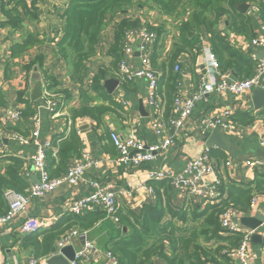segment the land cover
Instances as JSON below:
<instances>
[{
	"label": "crops",
	"instance_id": "obj_1",
	"mask_svg": "<svg viewBox=\"0 0 264 264\" xmlns=\"http://www.w3.org/2000/svg\"><path fill=\"white\" fill-rule=\"evenodd\" d=\"M70 1L0 0V97H3L7 102L5 108L0 107V166H4L7 163V158L16 157L22 159L24 161L23 177H25L29 188L32 184H35L32 182V177L35 174L37 179L40 180V174L31 170L29 158L35 152L36 146L39 144L44 146L47 143L49 146L47 150L54 155L57 152L58 141L62 138L66 139L71 124H73L80 138L81 152L80 157L74 159L70 166L74 163H89L82 182L77 186L61 184L42 197L31 196L26 216L47 219L50 225L53 226L59 219L69 213V206L73 202L90 196L95 191L96 185L112 188L118 195L116 198V214H119V221L115 223L111 218L105 217L101 223L89 231L80 232L74 229L73 231H77L78 236L72 237L71 245H69L77 253L83 247L82 242L86 239L95 243L93 244L100 252V256H105V247L109 243L129 233V222L132 220L130 212L139 214L145 205H161L166 210H169L167 215L171 214L172 211L180 213L185 210L188 204L183 190L181 188H173L171 192L155 198L154 194L151 193L153 192L151 190V181L153 180L149 178V174L151 172L164 171L171 172L173 177L184 175V177L188 178L194 175L195 171L186 173V168L206 148L205 140L207 139L197 128V125L216 109L228 107L232 111L230 117L232 126L228 130L221 131V133L231 142L235 156L230 157L229 154L219 148H211L210 161L213 165V174L206 175L203 181L200 182L208 188L207 199L194 196L193 198H197L201 202L200 208L202 209L206 205L205 203L216 204L220 201V189L223 184L227 182L243 184L251 182L255 171L242 168L240 164L244 163L246 159L264 162V148H261L259 144V135L264 134V108L254 110L251 103L252 91L243 92L239 95L213 92L195 102L192 112L183 121L181 128L170 130L173 135L172 143L160 152L154 160L138 167L119 163L116 150L112 142L106 140L105 134L117 132L120 135H124L127 133V125L132 124L135 127L136 136L143 140L147 146H150L156 142L152 126L158 120V116L154 114L146 100L147 80L144 77H138L132 82L119 83L112 94L122 97L127 102L126 107L121 106L120 115L113 113L105 116L99 127H96L95 123L87 118H78L74 122L71 121L69 116L70 109L80 106V100L77 96L78 90L69 80L64 61L54 53V42L60 38L62 16L67 10ZM244 4H247L249 9L242 14L247 18H251L252 24L247 29L255 37L262 32L264 27V17L259 12V5L264 4V0H254ZM7 11H11L9 15H12L17 20V26L13 27V25L8 24L10 19L5 13ZM148 11L132 10L131 15L140 16L141 20L147 23L142 17ZM158 16L161 17V25L165 27V35L160 40L166 48L164 51H169L173 43H175V38L177 39V30L175 28L177 22L159 14ZM228 23V16L221 19L217 29L219 35L234 50L248 57L256 68L258 60H261L263 56L260 48L250 45L249 40L251 38L231 31ZM112 32V25L109 24L103 32L97 57L92 62L93 70L97 66H109L111 58L108 52L112 44ZM198 36L197 49L194 48L192 53L183 54L179 60L182 77L180 85L176 89L182 97H187L198 89L204 74L200 48L201 46L210 48V43L207 39V34L201 35L199 33ZM27 42H30V46L26 53L20 57L11 58V48L17 45H24ZM127 43L131 49V55L127 56L126 59L128 66L134 69H141L143 67L142 59L144 54H141L138 37L132 36L127 40ZM196 51H199V53L195 54V59H192ZM40 55L43 57L42 72L37 70V68L31 69L29 72L24 71V65ZM253 58H256V60H253ZM150 60L151 55L148 58V64L151 66ZM155 71L160 79L161 72L157 68ZM43 73L50 79L46 80ZM225 74H227L226 79L230 83L238 80L230 72H225ZM34 76L37 79H34ZM51 80H54L56 85L51 86L48 90L47 86ZM36 85L41 87V100L31 102L30 95ZM158 85L157 96L165 108L163 87L158 92ZM261 87L264 89V78ZM23 90L26 91L34 112L38 106L41 107L40 109L38 108L41 124L38 130L39 134L35 140L32 138L28 139L33 130L30 116H20L15 123H9L7 118V112L20 110L22 113L24 105L17 102V93ZM63 90L68 91L69 97H65L62 93ZM44 93L49 95L48 100L56 103L59 111L57 115H51L48 107L43 104ZM89 95L92 98L95 97L93 93H89ZM93 104H99V100H96ZM237 114H244L245 117L248 116L253 119L249 123L236 122L234 118ZM7 127L17 130V133L6 132L5 128ZM11 134H16L27 140L26 142H19L17 139L10 137ZM260 149L263 154H258ZM54 158L55 156H52L50 160ZM50 160H48L46 154L47 166ZM54 170L55 167L52 165L47 172L49 175H55L56 172ZM248 172H251L250 176ZM214 179H218L220 182L216 190H212L210 187V182ZM257 213L264 214V199H259ZM85 214L87 213L82 215ZM251 215L253 214H250V212L244 215L240 214L234 220L241 225V218ZM23 217L20 216L14 219L0 229L2 264H7L11 256L16 257L18 264H29L30 257L34 256L35 253L34 247L26 244L27 240L38 236L37 239L40 241L42 230L51 227L50 225L44 227L37 233L22 234L18 231V227ZM254 231V234H258L260 239L259 241H250L252 261L253 264H264V259H261L259 249L264 242V221ZM56 242L53 244L52 253L56 252ZM104 262L105 259L102 257L91 264H104ZM154 264L163 263L156 261Z\"/></svg>",
	"mask_w": 264,
	"mask_h": 264
},
{
	"label": "trees",
	"instance_id": "obj_2",
	"mask_svg": "<svg viewBox=\"0 0 264 264\" xmlns=\"http://www.w3.org/2000/svg\"><path fill=\"white\" fill-rule=\"evenodd\" d=\"M252 1L254 0H71L62 16L60 38L54 42V53L64 61L69 80L78 90L80 106L70 109L71 121L87 118L99 127L105 116L113 113L120 115L121 106L114 100L113 95L105 92L103 83L107 79L118 80L117 71L125 34L142 24L156 33L150 63L161 72L158 92L163 87L164 119L170 115L172 100L177 92L178 78L173 69L179 66L183 54L192 53L194 48L197 49L199 33L208 35L210 48L217 58L221 73L230 72L238 80L251 76L255 65L248 57L227 44L217 29L221 19L228 16L231 31L252 38L247 29L252 20L238 10L240 4ZM259 6V12L264 17V4ZM132 10H154L160 16L177 22V39L175 38V43L169 51L162 52L163 47L159 45L161 37L165 35V27L161 24L150 26L143 22L140 16H132ZM5 13L10 19L8 24L17 26V20L9 15L11 11ZM109 24L113 29L112 44L108 52L110 64L108 67L97 66L93 70L92 62L97 57L103 32ZM188 33H193L194 36L189 37ZM29 46L30 42L13 46L10 51L11 58L24 55ZM198 53L199 51H196L192 59H195ZM33 68L42 72L41 55L23 67L26 72ZM43 76L46 80L50 79L45 73ZM54 85L55 81L51 80L47 86L48 90ZM62 93L66 98L69 97L68 91L63 90ZM89 93H93L95 97L92 98ZM96 100H99V104H93ZM17 102L24 105L21 116L33 115L34 109L26 91L17 93ZM6 106L7 102L0 97V107ZM252 119L244 114H237L234 118L240 123H249ZM5 131L17 133V130L11 127L5 128ZM105 135L106 140L110 142L109 134ZM80 152V138L71 124L66 139L58 141L57 152L53 155L51 151H46L48 160L55 156L47 166V170L52 165L55 167L56 173L49 175L50 178L63 176L73 160L80 157ZM6 161L4 166H0V216L5 215L8 210L6 194H27L28 188V183L23 177L24 161L16 157L7 158ZM151 182L155 198L173 189L169 180ZM263 193L264 171H255L253 180L247 184H223L220 189V201L207 204L202 209L197 198L187 196L185 198L188 206L180 213L172 211L167 215L169 210L161 205H145L139 214L130 212L132 220L129 222V233L109 243L105 251L111 254L117 264H154L156 261L163 264H234L228 255L238 247L241 236L224 234L221 231L220 214L227 207L236 209L240 214H248L252 197ZM85 213L87 214L82 216L68 213L53 226L42 230L40 241L38 236L27 240L26 244L34 247V256H48L59 237L74 229L80 232L89 231L106 217L100 209ZM116 217H119L118 213Z\"/></svg>",
	"mask_w": 264,
	"mask_h": 264
},
{
	"label": "built area",
	"instance_id": "obj_3",
	"mask_svg": "<svg viewBox=\"0 0 264 264\" xmlns=\"http://www.w3.org/2000/svg\"><path fill=\"white\" fill-rule=\"evenodd\" d=\"M254 8V7H253ZM254 10V9H253ZM132 36L138 37L140 41V51L144 54L142 59L143 67L141 69L130 68L127 64V56L131 55V49L127 43V40ZM156 40V33L148 29L144 24L139 28L126 32L125 38L122 42L121 52L122 57L119 62L117 71V77L119 83H128L135 80L138 77H144L147 80V103L153 110L154 114L158 116V120L153 123V129L155 132L156 142L150 146H147L143 140L138 138L135 134V127L132 124H128L127 133L120 135L117 132H109V138L112 142L116 153L117 161L119 163L130 164L133 167L151 162L156 158L160 152H162L167 146L172 143L173 135L170 130H176L181 128L183 121L189 117L192 112L195 102L204 96L213 92L219 93H230L233 95H239L243 92H250L257 85L258 80L261 76H264V58L258 60L257 66L251 76L237 80L230 83L226 79L225 73H221L217 58L209 47L200 48L202 56V66L204 74L201 78V82L196 91L192 92L187 97H182L176 92L173 100L170 115L167 119L162 117L164 108L157 96V84L159 76L155 69L148 64V58L152 55L154 43ZM250 45L257 46L260 48V52L264 55V27L262 32L249 40ZM256 60V58H253ZM173 73L178 78L177 88L181 81V68L175 66ZM114 96V100L122 107L127 106V102L120 96ZM49 95L44 93L43 104L48 107L51 115H57L58 108L56 103L48 100ZM40 109L41 107L38 106ZM31 116L33 123V130L29 140L32 138L35 140L39 134L40 117L39 110ZM232 111L228 107H221L208 114L204 120L197 125V128L201 131L204 136H208L209 132L213 129H219L225 131L231 128L232 122L230 117ZM21 116L20 110L13 112H7V118L9 123H15ZM10 137L17 139L19 142H26L27 139L20 137L16 134H11ZM259 144L261 148H264V134L259 135ZM49 148L48 144L44 146L37 145L34 153L30 155L31 170L40 174L39 183L32 184L27 190V194H14L7 193L6 199L8 201V210L5 215L0 216V229L7 223L14 219L24 216L21 221L18 231L22 234L37 233L42 228L50 225L47 219H37L26 216L29 199L31 196L42 197L46 193L53 191L56 187L61 184L68 186H77L83 180L85 170L89 166V163H74L68 168L66 173L56 179H50L47 172L46 162V150ZM245 166L248 170L264 171V162L261 160L246 159ZM195 174L191 177H184L179 175L173 177L171 172L156 171L149 174V178L153 181L169 180L172 188H181L187 197H198L207 199L208 188L201 184L203 178L208 174H213V165L210 161V149L204 148L201 154L194 160H192L187 168L186 173L194 172ZM220 182L218 179H214L210 182V187L213 190L219 186ZM152 193V192H151ZM213 196L212 193H210ZM118 195L112 190V188L105 186H95V191L81 200L73 202L69 206V213L80 216L85 212H92L95 209H100L105 213V216L111 218L115 223L119 220L116 217V198ZM259 199H264L263 194H256L252 197L249 212L256 215L257 203ZM213 204L211 202L205 203ZM263 221H264V214ZM240 216L238 211L232 207L225 208L219 217L220 229L224 234L240 235L241 239L236 249L229 253V258L234 264H253L251 257V236L255 233L254 230L247 229L237 223L234 219ZM51 226V225H50ZM77 235V231L70 230L63 236H61L56 242V252L50 254L45 258H36L31 256L29 264H47V259L60 254L61 249L71 245V239ZM80 237V236H79ZM83 247L75 253L74 260L69 264H91L97 262L102 257L105 259L104 264H117V261L111 256L110 253L106 252L105 256H100V252L95 245L86 239H84ZM260 257L264 259V245L260 248ZM2 255L0 254V264ZM7 264H18V260L15 256H11Z\"/></svg>",
	"mask_w": 264,
	"mask_h": 264
},
{
	"label": "water",
	"instance_id": "obj_4",
	"mask_svg": "<svg viewBox=\"0 0 264 264\" xmlns=\"http://www.w3.org/2000/svg\"><path fill=\"white\" fill-rule=\"evenodd\" d=\"M249 9V6L247 4H240L238 6V10L241 13H246ZM193 33H188L189 37H192ZM263 55V54H262ZM264 58V55L262 56ZM264 76H261L258 80L257 85L252 89L251 92V103L254 108V110H259L264 108V89L261 87L263 82ZM34 79H37L36 76H34ZM119 81L115 79H107L103 83V88L105 89L106 93L109 95H112L115 89L118 87ZM41 87L39 85H36L30 95V101L31 102H37L41 100ZM6 141V140H2ZM205 146L209 149L211 148H219L223 151H225L227 154H229L230 157H234V148L229 142V140L224 136L219 129H213L211 132H209L207 139L205 140ZM262 150L258 152V154L261 153ZM32 182L39 183V180L37 179V175L35 174L32 177ZM263 221V215L260 213H257L253 217L251 216H244L241 218V225L247 229L255 230L258 229L262 225ZM260 236L258 234H253L251 236V241H259ZM75 251L72 248V246H66L63 249H61L60 254L53 256L47 260V264H69L70 261L74 260Z\"/></svg>",
	"mask_w": 264,
	"mask_h": 264
},
{
	"label": "rangeland",
	"instance_id": "obj_5",
	"mask_svg": "<svg viewBox=\"0 0 264 264\" xmlns=\"http://www.w3.org/2000/svg\"><path fill=\"white\" fill-rule=\"evenodd\" d=\"M145 15L142 17L146 22H147V24H149L150 26H158V25H160L161 24V20H160V18L161 17H159L158 16V14L156 13V11H154V10H149L148 12H145L144 13ZM169 40V39H168ZM169 44V43H168ZM159 45H162V41L160 40V42H159ZM162 47H163V50H162V52L166 49L165 48V46L164 45H162ZM241 166H242V168H246V166H245V161H244V163H241L240 164ZM249 173V176H250V173L251 172H248ZM94 243V242H93ZM95 244V243H94ZM19 259V258H18ZM20 260V259H19Z\"/></svg>",
	"mask_w": 264,
	"mask_h": 264
}]
</instances>
